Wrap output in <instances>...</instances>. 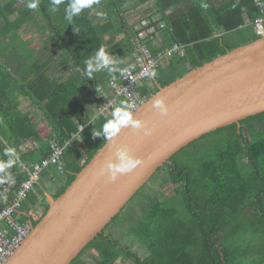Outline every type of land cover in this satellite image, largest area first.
Returning <instances> with one entry per match:
<instances>
[{
	"label": "trees",
	"instance_id": "1",
	"mask_svg": "<svg viewBox=\"0 0 264 264\" xmlns=\"http://www.w3.org/2000/svg\"><path fill=\"white\" fill-rule=\"evenodd\" d=\"M26 3L0 0V157L5 162L10 158L5 154L8 145L4 141L20 146L24 162L40 163L51 152V139L63 143L77 132L74 118L82 125L89 123L73 95L82 90L94 99L96 93L101 96L99 85L106 78L97 79L94 73L89 79L78 69L105 47V37H121L115 48H104L109 55L131 54L140 32L149 30L143 21L160 14L154 22L156 33L147 34L148 40L157 41L156 49H152L157 51L175 42L186 47V55L175 54L166 60L170 61L167 67L155 72L165 86L242 45L230 44V33L250 30L249 40L243 44L261 36L255 30L261 15L255 0H99L71 24L64 19L68 0L55 13L49 11L51 0H38L36 9H28ZM98 9L100 22L92 18ZM56 59L72 66L74 75L52 81L47 69ZM104 74L110 76L107 71ZM150 83L140 85L148 97L158 91L154 80ZM21 95L31 99L37 112L49 121L52 133L37 128L35 116L20 109ZM263 118L264 113L251 116L241 121L240 129L235 123L204 135L158 171L162 190L144 207V214L129 222V234L147 249L145 257L105 233L118 214L72 264H264V137L246 131L249 124ZM102 123L103 117L82 132L84 153L76 145L66 149L60 175L64 184L55 197L106 143L103 136L94 137L92 132ZM197 144L194 151L179 158L181 152ZM9 170L17 176L18 187L28 178L15 162ZM32 194L38 200L36 191ZM31 196L27 202L35 204ZM4 203L0 196V207ZM41 205L42 212L34 223L48 210L44 199ZM20 218L27 221L23 215ZM90 249L97 259L89 263L83 255Z\"/></svg>",
	"mask_w": 264,
	"mask_h": 264
},
{
	"label": "water",
	"instance_id": "2",
	"mask_svg": "<svg viewBox=\"0 0 264 264\" xmlns=\"http://www.w3.org/2000/svg\"><path fill=\"white\" fill-rule=\"evenodd\" d=\"M152 79L158 91L135 112L152 129L123 128L115 144H126L141 162L110 180L100 167L115 159L107 140L73 182L49 202L30 233L6 264H72L172 157L206 134L264 113V34L195 67L168 85ZM163 97L166 115L152 108Z\"/></svg>",
	"mask_w": 264,
	"mask_h": 264
},
{
	"label": "built area",
	"instance_id": "3",
	"mask_svg": "<svg viewBox=\"0 0 264 264\" xmlns=\"http://www.w3.org/2000/svg\"><path fill=\"white\" fill-rule=\"evenodd\" d=\"M255 2L261 12L255 22V30L256 33L262 35L264 34V0H255ZM161 24L166 27L165 23ZM148 28V32H140L135 39V49L130 54L129 60L123 66H118L109 79L108 87L99 86L101 102L97 105L93 115L103 113L108 115L121 101L132 104V111L135 112L149 98L140 90L142 84L151 86L152 76L146 75V73L155 72L175 54L186 55V47L180 42L154 51L148 45L147 34L156 33L157 28L155 26H148ZM101 117L103 116L101 115ZM98 120L90 121L87 125H93ZM77 125V132H73L63 143L55 138L50 140L51 152L40 163L24 162L21 159V154L16 152L14 162L28 175V178L22 181L19 187L17 186V176L9 169L0 173L4 182L0 196L7 199V202L0 207V264H6L15 250L28 237L30 223L20 219V212L49 168H56L59 172H64V153L68 147L76 144L87 126L79 122Z\"/></svg>",
	"mask_w": 264,
	"mask_h": 264
},
{
	"label": "clouds",
	"instance_id": "4",
	"mask_svg": "<svg viewBox=\"0 0 264 264\" xmlns=\"http://www.w3.org/2000/svg\"><path fill=\"white\" fill-rule=\"evenodd\" d=\"M65 0H51L49 11L55 13L58 11L61 4H64ZM94 4H99V0H68L66 7L64 8V19L71 24L75 17H78L82 11L86 8H90ZM26 7L28 9H36L38 7V0H27ZM119 61L114 60L108 52L100 47L95 55L84 61V68L81 75L89 79L93 78L94 73L107 71L110 75L116 70L115 65ZM149 76H155L156 73H146ZM152 80V79H151ZM152 85V84H151ZM149 99V98H148ZM152 108L158 110L161 115H166L168 108L163 97H157L152 101ZM132 104L125 103L123 101L116 107H114L108 115L96 114L90 117V121L94 122L103 116V123L98 130H94L93 136H103L106 140L114 142L113 155L115 159L106 160L100 167V175H106L110 180H116L119 175L131 172L134 170L140 160L131 153V149L126 144H115V138L118 136L123 128L131 127L133 130H143L144 135H150L152 129L147 127L145 122L134 116L132 111ZM96 124V123H95ZM94 125V124H93ZM5 154L10 158L7 162H0V172H4L5 169L12 166L14 162L13 158L16 156L15 149H5ZM3 180H0L2 183ZM139 193V192H138Z\"/></svg>",
	"mask_w": 264,
	"mask_h": 264
},
{
	"label": "crops",
	"instance_id": "5",
	"mask_svg": "<svg viewBox=\"0 0 264 264\" xmlns=\"http://www.w3.org/2000/svg\"><path fill=\"white\" fill-rule=\"evenodd\" d=\"M98 13L100 14L99 9H98V12L96 11V13H93L94 15L92 16V18H94V21H96V22L101 21V18H99ZM159 19H160V14H156L152 18L145 19L143 21V24L145 26H155L154 22H156ZM115 37L110 38V39L108 37H105L106 45L110 46V48H115V46H113L116 44V41H117V39ZM147 42L150 43L151 47L156 49L157 41H155L154 38L147 40ZM115 51L117 54L119 53L118 50H115ZM115 51H114V53H115ZM110 56L114 60L119 61V63H117L115 65V68L117 69L118 66H120V65L123 66L125 64V62L129 60L130 54H121V55L110 54ZM169 62L165 61L161 67H164V68L167 67ZM65 64L66 63H63L62 60H57V59L52 64H50L47 71H48V74L52 76V79H53L52 81H60V80L64 81L67 79L66 77L68 75H70V74L74 75V68L72 66H69L68 64H66V65ZM105 72H106V70H105ZM112 74L109 77H106L103 72H97L95 76L97 77V79H100V80L103 77H105L106 80L101 85L107 88L108 83H109V79L112 76ZM94 95H95L96 99H94L92 96H88V94L82 90L78 91V93L73 95V97H74L73 100H75V101L79 100V102L81 103V105H79V107H78V109L80 110L79 112L82 114V116L84 118H87L88 122H90V117L92 116L93 112H95L96 106L99 105L100 101H101V98L97 93ZM18 102L20 105V109L23 112H29L35 116L37 128H39V129L45 128L50 133H52L50 125H49V121L41 113L37 112V110L35 109L32 101H31V99L21 95L19 97ZM74 121L76 123L79 122V120L77 118H74ZM4 143H6V145H8V148H13V149H15V152H19L18 150H19L20 146H17L15 144L12 145L11 143H7L6 141H4ZM75 145L81 150L82 153H84L86 151V148H85V145H84V142H83L81 135L79 136ZM19 154H21V153L19 152ZM0 162H5V161H3V159L0 157ZM7 169H10V167ZM7 169H5V170H7ZM0 173H2V172H0ZM61 174L63 175V173L59 172L56 168H52V169L48 170L47 172H45L43 174V177H42L40 184L36 187V190H35L37 193L36 196L38 197V200L32 194L31 197L33 198V196H34V200H36L35 204L27 202L25 207L22 208L21 212L28 213L30 216L32 215L33 217H37L42 212V209H43V207L41 205L42 199H44L49 204V202L55 198V193L59 190V188H61L63 186L64 182H63L62 176H60ZM4 202H7V199H4ZM21 212H20V214H21Z\"/></svg>",
	"mask_w": 264,
	"mask_h": 264
},
{
	"label": "rangeland",
	"instance_id": "6",
	"mask_svg": "<svg viewBox=\"0 0 264 264\" xmlns=\"http://www.w3.org/2000/svg\"><path fill=\"white\" fill-rule=\"evenodd\" d=\"M94 13H96V11H94ZM23 33H26V32H23ZM248 35H251L250 30H245L244 33H242L241 30H238L236 33H230L227 38L230 44L238 45V44H243L245 41L249 40V38H247ZM115 38L117 39L116 41L117 43L121 37L116 36ZM104 46L106 50H109L110 46L106 45V41H105ZM101 72L105 73V71H101ZM246 131L256 133L264 137V118L262 120H256L253 123L249 124L248 127H246ZM201 142H204V141H201ZM199 145L200 144H197L195 145V147L190 146L189 149L179 154V158L185 157L187 154L190 153V150L194 151L196 146H199ZM157 173L142 188V190L139 191V193H137V195L126 205L123 211L119 213L120 216L114 222L110 223L112 226L110 225V227L107 228L105 231V233L110 234L114 238L118 239L121 245L129 247L132 251L137 252L141 257H145V255L147 254V249L141 243V241H139V239L136 236L129 234V230H130L129 222L131 220L134 221L137 217H139V215L144 214L145 212L144 207L148 206L149 203L153 200V197L158 196V194L160 193V190H162V187L160 185V173L158 174ZM95 259H97L96 254L91 249L88 250L83 255V260H85L86 262L90 263V261L95 260ZM127 264H134V263L132 261H127Z\"/></svg>",
	"mask_w": 264,
	"mask_h": 264
},
{
	"label": "flooded vegetation",
	"instance_id": "7",
	"mask_svg": "<svg viewBox=\"0 0 264 264\" xmlns=\"http://www.w3.org/2000/svg\"><path fill=\"white\" fill-rule=\"evenodd\" d=\"M36 217H33L32 215H31V220L33 221V219H35ZM27 221H29L28 219H27Z\"/></svg>",
	"mask_w": 264,
	"mask_h": 264
}]
</instances>
